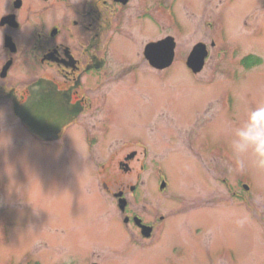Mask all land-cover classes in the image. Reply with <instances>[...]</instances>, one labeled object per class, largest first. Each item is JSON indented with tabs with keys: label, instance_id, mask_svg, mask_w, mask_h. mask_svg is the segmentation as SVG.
Listing matches in <instances>:
<instances>
[{
	"label": "rangeland",
	"instance_id": "374dc122",
	"mask_svg": "<svg viewBox=\"0 0 264 264\" xmlns=\"http://www.w3.org/2000/svg\"><path fill=\"white\" fill-rule=\"evenodd\" d=\"M142 1L175 6L174 62L154 72L141 54L164 30L115 44L113 62L139 68L111 85L110 132L100 117L86 125L107 133L90 152L82 130L43 143L0 100V264H264V169L246 154L237 170L231 147L264 105V0ZM198 43L210 54L194 73ZM133 150L125 171L119 160Z\"/></svg>",
	"mask_w": 264,
	"mask_h": 264
},
{
	"label": "flooded vegetation",
	"instance_id": "af4514ba",
	"mask_svg": "<svg viewBox=\"0 0 264 264\" xmlns=\"http://www.w3.org/2000/svg\"><path fill=\"white\" fill-rule=\"evenodd\" d=\"M150 5L146 6L142 0H0V100L8 99L10 111L15 114L17 102L19 106L29 107V112L32 108H42L49 118L58 117L62 128L55 139L41 138L26 127L43 143L68 141L76 130H82V143L87 144L90 152L94 140L107 133L100 130L90 134L86 125L100 117L110 132L113 114L110 94L120 86L111 88V85L139 68L135 59L127 65H116L112 57L115 44L128 43L130 37L138 41L144 31L151 32L153 28L165 33L146 45L175 38L178 32H183L182 27H176L178 19L173 4L157 1ZM161 15L164 20L159 18ZM204 22L208 19L202 20V25ZM146 45L141 52L144 59ZM137 53H140L137 49L132 51L134 55ZM147 65L154 72L167 69H156L150 62ZM28 72L38 76L29 81L21 78L30 76ZM135 72L131 82L138 76ZM99 85L105 87L97 93ZM88 129L95 130L96 126ZM143 154L147 157V149ZM138 156V151L133 150L119 164L129 171L130 162ZM137 188L132 187L131 191L134 193Z\"/></svg>",
	"mask_w": 264,
	"mask_h": 264
},
{
	"label": "water",
	"instance_id": "95a60500",
	"mask_svg": "<svg viewBox=\"0 0 264 264\" xmlns=\"http://www.w3.org/2000/svg\"><path fill=\"white\" fill-rule=\"evenodd\" d=\"M174 49L175 43L172 38L165 39L156 43H150L146 48V55L150 61V63L158 68H164L169 66L174 60ZM208 55V51L206 45L204 43H198L194 48L191 54L187 59L188 67L194 72H200L205 64V58ZM32 103V102H31ZM33 104V103H32ZM29 108V107H28ZM25 106H19L16 102L15 111L21 118L22 122L30 129L34 134L39 135L41 138L55 139L57 133L62 128V123L57 119L49 118L44 114H47L39 110H35L32 108L29 112V109ZM31 113V114H30ZM164 185H162V188ZM125 201H122L120 207L122 209L125 208ZM127 220V219H126ZM137 224H140L138 220H136ZM142 234L145 237L151 236L152 227L143 226Z\"/></svg>",
	"mask_w": 264,
	"mask_h": 264
},
{
	"label": "clouds",
	"instance_id": "9594fccd",
	"mask_svg": "<svg viewBox=\"0 0 264 264\" xmlns=\"http://www.w3.org/2000/svg\"><path fill=\"white\" fill-rule=\"evenodd\" d=\"M249 117L250 123L245 126L246 130L236 129L231 141L237 170L240 171L245 168V160L242 157L246 154L254 157V163L258 169H264V105L257 107L249 114ZM240 223L242 224L243 221Z\"/></svg>",
	"mask_w": 264,
	"mask_h": 264
}]
</instances>
